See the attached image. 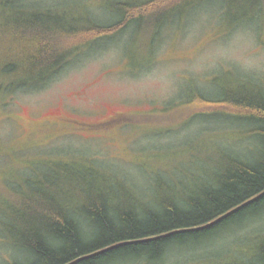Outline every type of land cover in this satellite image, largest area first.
I'll list each match as a JSON object with an SVG mask.
<instances>
[{
    "label": "rangeland",
    "instance_id": "1",
    "mask_svg": "<svg viewBox=\"0 0 264 264\" xmlns=\"http://www.w3.org/2000/svg\"><path fill=\"white\" fill-rule=\"evenodd\" d=\"M141 1L10 0L0 7V40L9 39L8 19L44 6L78 24L86 23L81 17L107 24L115 18L113 5ZM234 2L196 0L156 36L132 24L78 49L42 89L0 88V264L36 261L20 244L39 235L34 231L45 227L48 206L59 202L45 184L70 179L99 190L93 194L107 196L118 216L137 202L157 210L167 186L177 185L179 197L217 191L215 177L227 173L223 155L264 165V141L246 124L221 115L186 118L196 95L219 97L227 86L253 84L264 92V10L247 19ZM93 172L108 181H88ZM98 200L67 202L85 212ZM80 221L83 232H96ZM263 249L264 211L199 245L175 247L157 264H264Z\"/></svg>",
    "mask_w": 264,
    "mask_h": 264
},
{
    "label": "trees",
    "instance_id": "2",
    "mask_svg": "<svg viewBox=\"0 0 264 264\" xmlns=\"http://www.w3.org/2000/svg\"><path fill=\"white\" fill-rule=\"evenodd\" d=\"M9 1L0 0V7ZM195 1L142 0L135 6L116 4L110 8L115 18L107 24L96 23L87 16L86 20L80 18L86 23L78 24L50 6H44L30 17L17 15L8 19L9 39L0 40V88L13 92L42 89L70 66L78 49H90L103 39L115 38L132 24L156 36L175 15L194 7ZM233 5L238 10L244 9L247 19L264 10V0H236ZM194 99L187 119L195 115L232 118L246 124L253 135L264 141V92L255 84L251 88L227 86L219 97L200 94ZM221 166L227 173L215 177L217 191L206 192L202 199L179 197L173 192L177 185L167 186L166 196L160 197L157 210H148L145 204L137 202L118 216H113V210L108 208L107 196L93 194L96 189H81L70 179L58 186L45 184V190H52L53 194L48 197L59 202L48 206L47 216L43 221L41 218L45 227L39 224L34 231L39 235L25 237L20 245L35 257L36 261L30 264H157L175 247L199 245L224 227L231 229L246 215L255 217L264 211L263 195L218 223L206 226L264 191V165H251L223 155ZM203 173L201 170V175ZM89 175L90 182L108 181L96 172ZM72 197L102 200L83 212L73 205L68 206L67 200ZM80 220L89 223L96 232H83ZM19 221V227L25 228L23 220ZM8 224L5 228L10 232ZM160 235L162 237L143 241ZM86 237L91 241L86 243ZM110 246L114 247L72 263ZM261 256L264 263V249Z\"/></svg>",
    "mask_w": 264,
    "mask_h": 264
},
{
    "label": "water",
    "instance_id": "3",
    "mask_svg": "<svg viewBox=\"0 0 264 264\" xmlns=\"http://www.w3.org/2000/svg\"><path fill=\"white\" fill-rule=\"evenodd\" d=\"M263 195H264V191H262L261 193H259V194L256 195L255 197H253V198H251V199H249V200L243 202L242 204L238 205L237 207H235V208L229 210L228 212L224 213V214L221 215L220 217L214 219L213 221H211L210 223H208L206 226H210V225H214L215 223H218L220 220H222V219L228 217L229 215L235 213V212L238 211L239 209L243 208V207L246 206L247 204H249V203L255 201L256 199H258L259 197H261V196H263ZM166 235H168V234H163L162 236H166ZM162 236L160 235V236H157V237H152V238H148V239H143V241H145V240H149V239L159 238V237H162ZM113 247H114V246H110V247H107V248L101 249V250H99V251H97V252H94V253H92V254H89V255H87V256H82V257L76 259L75 261H73L72 263L77 262V261H80L81 259H84V258H86V257H91V256L96 255V254H98V253H101V252H103V251H107V250H109V249H111V248H113Z\"/></svg>",
    "mask_w": 264,
    "mask_h": 264
}]
</instances>
